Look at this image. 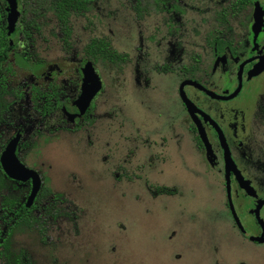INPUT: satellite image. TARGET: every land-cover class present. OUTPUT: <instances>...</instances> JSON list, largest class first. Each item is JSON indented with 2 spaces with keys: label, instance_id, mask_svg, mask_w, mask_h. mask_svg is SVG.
Listing matches in <instances>:
<instances>
[{
  "label": "rangeland",
  "instance_id": "374dc122",
  "mask_svg": "<svg viewBox=\"0 0 264 264\" xmlns=\"http://www.w3.org/2000/svg\"><path fill=\"white\" fill-rule=\"evenodd\" d=\"M49 2L18 0L23 20L10 38L23 40L29 57L33 58L32 43L20 39V31L33 21L40 27L38 59L43 62L61 65L69 60L73 66L84 58L83 48L93 37L109 41L127 61L96 64L103 89L94 124L65 133L42 129L31 139L32 129L27 128L30 141L19 158L40 176V202L30 212L29 222L12 232L9 251L22 254L25 264H264V243L238 234L223 209L222 192L210 185L221 184L222 176L205 170L204 158L187 134L182 108L174 122L172 81L136 76L137 66H142L137 63L148 55L151 66L158 61L161 1L98 0L85 17L70 16L66 38ZM33 70L32 64L15 70L5 90L21 96L29 93ZM71 87L72 97L76 91L74 84ZM187 92L202 105L222 108V103L199 97L189 87ZM8 95H4L8 105L19 102ZM15 114L0 128V143L6 144L15 134ZM30 116L38 117L33 111ZM174 127H179L177 141ZM163 157L161 176L157 168ZM153 164L155 170H149ZM145 184L152 187L148 190ZM29 191L28 184L8 185L0 191V202L3 198L26 202ZM236 201L240 204L238 195ZM246 202L250 210H239L236 218L255 232V203ZM182 209L197 219L190 220L188 212L180 216L177 211ZM0 264L11 260L0 257Z\"/></svg>",
  "mask_w": 264,
  "mask_h": 264
},
{
  "label": "flooded vegetation",
  "instance_id": "af4514ba",
  "mask_svg": "<svg viewBox=\"0 0 264 264\" xmlns=\"http://www.w3.org/2000/svg\"><path fill=\"white\" fill-rule=\"evenodd\" d=\"M97 1L82 0L85 8L79 15L85 17L91 13ZM160 1L162 24L159 26L156 41L160 48L158 61L151 66V56L148 55L145 62L137 63L142 66H137L136 76L150 74L154 79L167 78L172 81L177 108L175 107L171 116L176 122L178 108L183 109L187 118V134L193 147L202 154L205 170L210 175L221 174L222 183L210 185L222 192L223 209L226 208L230 214L233 228L248 241L264 243L256 240L264 235V67L257 71L264 65V0ZM7 6L5 0H0V20L5 21L6 35ZM18 12L20 15L17 24L23 20L24 14L22 9ZM73 13L75 12L72 11L71 15ZM31 31L27 33L26 28L24 32L20 31V39L24 38L32 43L33 58L28 56L23 40H11L16 27L10 36L7 35L9 45L14 46L13 52L23 55V59L27 61V69L31 64L34 67L28 77L29 93L21 96L10 92L8 95L19 100L9 106L11 114L7 118L9 122L8 120L13 119L14 112H17L15 134L8 142L19 135L16 149L18 158L27 147L21 145H28L30 139L34 135H40L42 129L65 133L94 124V111L103 89L101 75L96 68V64L103 60L100 48L96 45L93 54L89 49L92 43L96 44L101 39L93 37L89 40L82 51L84 58L77 64L71 66L69 60H64L60 65L38 59V40H43L37 23L33 24ZM107 42L110 51H114L110 42ZM11 56L13 57L12 53ZM122 56L124 58L120 62H108L113 65L125 64L127 57ZM11 61V66L0 65L2 68H11L6 80L0 82V88L12 81L15 70L26 68L15 64L13 58ZM87 64L93 67L101 81V89L92 98L84 114L77 116L79 109L75 102L81 94L84 77L82 69ZM174 80L178 81L175 85ZM73 84L76 93L71 97L69 93ZM188 87L191 92L200 94L199 97L222 103V108L202 105L197 96L187 92ZM181 92L193 107L185 104ZM31 111L37 114L36 119L31 118ZM71 115L75 116L71 119ZM29 126L32 129L30 139L26 135ZM173 132L177 141L180 137L179 127H174ZM19 160L21 161L20 158ZM163 160L162 163L158 162L161 167L158 165L157 168L161 176L166 159L163 157ZM155 165L157 164H153L151 168L147 165V168L155 170ZM23 184L31 187L30 181ZM145 185L148 190L152 187L150 184ZM160 187L166 194V184ZM237 195L241 200L240 204L236 201ZM248 199L255 203V211L252 213L258 227L255 232L246 230L234 217L239 210H250L249 207L246 208ZM185 212L189 213L187 216L190 220L197 219L187 209L177 211L182 217H185Z\"/></svg>",
  "mask_w": 264,
  "mask_h": 264
},
{
  "label": "trees",
  "instance_id": "16d2710c",
  "mask_svg": "<svg viewBox=\"0 0 264 264\" xmlns=\"http://www.w3.org/2000/svg\"><path fill=\"white\" fill-rule=\"evenodd\" d=\"M84 8L85 7L82 0H50L48 7V9L54 14L57 24L64 33L65 38L68 37L69 34L67 25L71 12L73 11L77 14H80ZM33 24V21L27 24V33L31 30ZM5 25V21L0 20V65L4 66V64H9V66H11V59L13 58L15 64L26 67L27 61L23 59V55L13 52L14 46L9 45V39L6 35ZM65 38L64 41H66ZM96 45H98L100 48L101 57L103 60L117 63L124 58L116 51H110L109 43L105 39H101L96 44L92 43L89 46V49L92 52L91 54H93V51L96 50ZM11 53L13 57L11 56ZM9 66H7L8 69L6 67H0V82L6 80L8 74L10 73L11 68ZM9 93L10 92L6 91L5 88H0V128L6 124L7 118L11 114L9 109L10 105H8L3 99V96ZM4 146L5 144L0 143V153L4 149ZM21 146L25 147L28 145L24 143ZM8 185H12V187L15 188H21L25 184L8 179L0 167V191L6 188ZM38 202H40V195L37 196L34 202L35 205L31 209H27L24 202H20L16 199L10 201L7 198H3V200L0 202V221L3 225V229L0 230V248H3V252L0 253V257L10 259L11 264H25L22 254L19 253V255H13L9 251L10 237L16 227L25 225L29 222L30 212L36 207Z\"/></svg>",
  "mask_w": 264,
  "mask_h": 264
},
{
  "label": "water",
  "instance_id": "95a60500",
  "mask_svg": "<svg viewBox=\"0 0 264 264\" xmlns=\"http://www.w3.org/2000/svg\"><path fill=\"white\" fill-rule=\"evenodd\" d=\"M5 1L7 2L8 5L6 9L7 35L10 36L15 30L20 14L17 10V0H5ZM263 67L264 65H261L260 69H258L257 71L262 70ZM82 72L84 74V77H83V85L81 87V94L75 102L76 106L79 109L77 116H81L84 114L92 98L101 89V81L95 74L93 67L90 64L84 66ZM208 94L213 96V94L209 92ZM181 95L185 104L190 108L193 107L192 104L188 102V100L185 98L183 92H181ZM71 116L72 119L75 115H71ZM19 139H20L19 135H16L6 144L4 150L0 154V167L4 175L12 181L19 183H26L30 181V185H31L30 192L25 202L26 208H30L33 205L36 196L40 191L41 179L39 174L35 170L26 167L17 157L16 149ZM230 206L232 207L231 204ZM234 217H235V221L239 224L235 214ZM249 238L251 239L252 237ZM256 240L258 242H264V235Z\"/></svg>",
  "mask_w": 264,
  "mask_h": 264
}]
</instances>
